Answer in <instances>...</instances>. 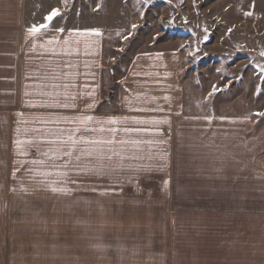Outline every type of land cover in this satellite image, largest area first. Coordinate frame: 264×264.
<instances>
[{
  "label": "crops",
  "instance_id": "1",
  "mask_svg": "<svg viewBox=\"0 0 264 264\" xmlns=\"http://www.w3.org/2000/svg\"><path fill=\"white\" fill-rule=\"evenodd\" d=\"M27 8L0 0V264H264V111L187 107L182 49L106 67L104 28L50 24L31 37L41 23ZM81 115L94 117L88 138L148 131L116 133L111 159L81 144L79 167L50 168L71 146L46 141ZM56 171L68 175L53 185Z\"/></svg>",
  "mask_w": 264,
  "mask_h": 264
},
{
  "label": "rangeland",
  "instance_id": "2",
  "mask_svg": "<svg viewBox=\"0 0 264 264\" xmlns=\"http://www.w3.org/2000/svg\"><path fill=\"white\" fill-rule=\"evenodd\" d=\"M26 1L34 23H44V16L56 7L61 16L51 24L104 28L106 67L118 56L122 59L141 50L163 45L182 49L185 63L180 77L187 107L264 111V56L260 55L264 18L258 0ZM213 85L219 89L215 93ZM105 255L111 259L110 253Z\"/></svg>",
  "mask_w": 264,
  "mask_h": 264
},
{
  "label": "snow or ice",
  "instance_id": "3",
  "mask_svg": "<svg viewBox=\"0 0 264 264\" xmlns=\"http://www.w3.org/2000/svg\"><path fill=\"white\" fill-rule=\"evenodd\" d=\"M147 2V0H146ZM250 15V13H249ZM61 16V12L59 10V8L53 7L51 9V11H49L45 16H44V23H41L39 25L33 24L30 27L27 28V33L29 36L31 37H36L42 29H47L49 27V25L54 21L55 18ZM171 22H169L170 24ZM165 27H167L168 25H164ZM133 28H136V25H132ZM60 31H63V29H59ZM93 32H95L96 30H91ZM229 31H231V29H229ZM155 39V38H154ZM209 39V37L207 35H205L204 37V41H207ZM203 41H201L202 43ZM185 47L184 45H181V48ZM196 51H198V49H196ZM191 55V53H190ZM205 55H207V53H205ZM261 56H264V52L260 53ZM227 87V86H226ZM219 89L216 88L215 85H213V93H215L216 91H218ZM213 93H210L213 94ZM61 107H67L68 105H60ZM88 107H91V105H89ZM154 111H161L162 109H153ZM257 115L264 117V113H257ZM127 119V118H126ZM133 123L135 124H148V123H152V124H160V123H167V120H152V121H145V120H139L136 118H131ZM205 119H207V117H205ZM94 117L92 116H88V115H81L78 117H74L73 118V122L78 121L80 124V128H76V129H60L58 133H55L53 135L57 136V139L54 140H48L46 141L47 143H51V144H65V145H70L71 147L65 151L63 149L60 150L61 152V156L66 157L68 159H66L64 161L63 164H57L55 162V160L59 159V157H55L53 158V163H51L49 165L50 168L52 169H59V168H67L70 169L73 166L75 167H79V164L73 165L72 161H71V157L76 153L81 151V149L79 148V145L83 144L86 145L87 148L84 150L85 154L89 157H95L97 160L99 161H103L105 158L107 159H111V156H105V151L104 148L107 145H112L113 143H116V133L122 131L124 133H142L145 131H148V129L146 128H142V127H124L121 129H117V128H108V129H101V132H109L112 133V139H108V138H88V134L91 132H94L95 129L89 128V122L93 121ZM109 123L110 124H115L118 123V119L117 118H110L109 119ZM79 134V135H78ZM120 143H126L125 141H119ZM133 144H138V143H144V141H137V140H133L130 141ZM14 143L16 144H20L22 143L21 141H15ZM31 143V142H29ZM118 155V153H117ZM76 160L79 161L80 160V156L77 155L76 156ZM33 164H44L43 160H33L32 161ZM95 171L100 172L102 171V167H96L94 168ZM42 175H44L45 177H48L50 175H52V172H44L41 173ZM55 175L59 178L58 180H53L50 181V184H57V183H63L64 182V178L68 175V173L66 171H56ZM72 183H75V181H71ZM51 190L53 192H67L68 189L66 188H62V187H51Z\"/></svg>",
  "mask_w": 264,
  "mask_h": 264
},
{
  "label": "water",
  "instance_id": "4",
  "mask_svg": "<svg viewBox=\"0 0 264 264\" xmlns=\"http://www.w3.org/2000/svg\"><path fill=\"white\" fill-rule=\"evenodd\" d=\"M111 95H112V92H109L107 98H110Z\"/></svg>",
  "mask_w": 264,
  "mask_h": 264
}]
</instances>
